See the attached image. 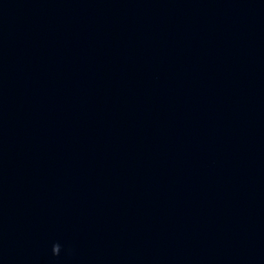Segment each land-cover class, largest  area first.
Listing matches in <instances>:
<instances>
[{
	"label": "water",
	"instance_id": "1",
	"mask_svg": "<svg viewBox=\"0 0 264 264\" xmlns=\"http://www.w3.org/2000/svg\"><path fill=\"white\" fill-rule=\"evenodd\" d=\"M0 264H264V0H0Z\"/></svg>",
	"mask_w": 264,
	"mask_h": 264
}]
</instances>
